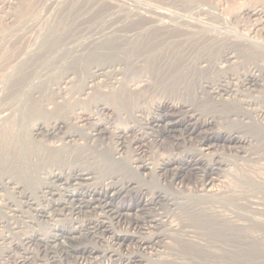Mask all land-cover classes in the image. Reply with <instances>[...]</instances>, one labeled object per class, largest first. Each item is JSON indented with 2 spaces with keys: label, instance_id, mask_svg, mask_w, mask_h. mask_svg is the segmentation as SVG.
I'll return each mask as SVG.
<instances>
[{
  "label": "rangeland",
  "instance_id": "obj_1",
  "mask_svg": "<svg viewBox=\"0 0 264 264\" xmlns=\"http://www.w3.org/2000/svg\"><path fill=\"white\" fill-rule=\"evenodd\" d=\"M261 1L262 0H0V52H2L0 53V111L5 107H8V109H4L6 112L11 110L9 112L12 115L11 123L18 122L21 118V111L18 107V103L15 100L12 101L13 98L7 94L11 85L16 86L21 82L20 79L17 80L14 76L17 68L16 63L21 61L19 60L16 62L15 54L21 46H24V48L33 47L37 43H43L44 36H58L59 33L72 32L82 35L86 38L85 41H88L89 37L98 36L103 30H112V34H115L110 36V40L106 43L110 44L114 49L115 63L106 68L107 74H105L106 77L104 76L102 78V81H96L97 83H94L93 88L86 90L87 94H81L79 91L86 83L84 80L87 79L88 71H90V62L94 63L97 61L101 63L106 60V51H108V46H105L108 45L106 43L103 44L101 50H96V52H101L99 59H97V53L89 52L90 54H87V61L80 60L79 65L75 64L73 65L74 67L60 65L59 62L57 63L47 58L44 65L50 64L48 67H51V73L45 77L46 80L45 78L42 80L43 82H48V84H53L52 86H54V88L64 75H68L69 80L64 93H61L63 98H59V93L56 92V97L54 99H57V103L65 102L58 116H62L68 125L67 127L64 126L61 132L54 137L41 138L43 145L56 146L58 144L57 146H60L65 142L60 137L72 131V133L75 134L73 137L74 144L70 143L69 148L74 147L71 149L72 157L74 159L77 158L68 161L69 163L64 162L63 164L73 166L78 161L81 166H85L87 162L96 159V162H100L101 164L99 167L104 169L106 167L104 166L105 162L103 163L98 155L103 154L105 151L112 153L117 145V139L114 137V134L118 129H124L133 123L130 122L131 119L129 117L130 111L133 108L132 105L137 102V96H132V99L127 98L128 101L124 99L125 101L123 102L118 97L119 91H121V89L125 90L126 86L131 89H136V87L141 88L147 85V88L150 89L146 91L148 102L144 104V109H146L144 113L151 108L147 107L149 103H155L160 99L169 101L180 100L182 94L176 89L177 85L171 87L163 75L161 74L162 77L160 75L161 71L165 70L163 64L164 60L161 57L164 51L169 50L172 52L171 50L176 51V49H181L185 52L187 40L192 38V36L194 37L196 34L197 38L202 34L211 36L217 32L226 33L227 29L228 33L235 31L240 34L241 29L249 26L248 24L250 23V19L241 14L242 9L246 7H255L257 4L264 12V0ZM245 3L247 4L245 5ZM242 5L244 8L241 7ZM84 9L85 11H83ZM78 18L80 19L78 20ZM241 19L243 20L241 21ZM234 20L240 21L238 22V26L240 25L239 27H236V22ZM220 25L222 27H217ZM166 26L168 30L165 28ZM178 26L180 27L178 28ZM172 27L176 28V30ZM181 27L182 29H180ZM187 28L191 30L189 31ZM220 30L224 32H220ZM140 31L142 32L140 33ZM135 32H138L136 33L138 37L135 35ZM127 35L131 37H126ZM144 36H146V38ZM147 36L149 41L147 40ZM12 38L13 40L19 41L14 45L5 44L6 40H12ZM36 39L39 42L36 41ZM128 41H130V43ZM142 42H144L145 45ZM153 42L155 44H152ZM121 45H124L123 48ZM7 55L11 59H9ZM21 57L26 60L28 59L27 55L22 54ZM18 59L19 57L17 60ZM147 66L148 68H146ZM7 69L11 71L9 72ZM84 75L86 76L84 77ZM113 78H115V80ZM147 82L152 84V86ZM153 84L155 86H153ZM166 86L169 87L171 91H169L170 89ZM47 94L50 93L47 92ZM97 100H104L107 104L106 108L99 111L100 113L93 108L94 101ZM47 104L48 106H52L53 103L49 104V102H47ZM5 111H3V113ZM81 112H84L83 117H80ZM39 116L42 117L40 119L44 118L43 115L40 114H32L28 120H24L23 118V122L26 121L24 125H28L30 119ZM81 118L87 119L82 121L80 120ZM258 121H260V119ZM98 123L101 124L100 129H104L100 134L92 135V133H94L93 128ZM257 124V120L251 119H245L243 122L238 120L227 122L220 121L218 124L219 130L237 132L243 137L250 138V142L246 143L242 149H239L237 147L228 146L222 143V141H217L214 143L213 148L203 155L199 153V145L197 142L199 138L197 136L189 138L186 143L177 144L176 142H172L160 147L150 139H146V141H143L141 144L136 142L138 136L133 130L121 133L123 135L124 146L121 148L120 152L125 164L130 163L133 156H137V153L142 155V157L151 164L153 169L163 160L168 158L175 159L176 165H172L166 172L162 173V175L150 173L147 175L146 181H141L140 185L136 186V188L139 189L140 196L135 191H132L130 195L122 199L125 203H130L132 205L139 203V199H142L145 205H143L140 210L134 209L128 212L121 223L115 222L111 216L105 218V220L107 219L110 223L113 222L111 226L120 232H137L142 238H147L154 234L166 235L164 239L165 245L159 252L154 250L142 251L134 241H129L119 248L108 242V238L104 241L96 236H92L91 238V235L85 233L87 230L85 231L83 229L80 230V234L76 235V239L64 238L60 240V242L57 241L58 243L50 242L47 245L39 240H28V237L35 233V231L42 232V234H49L52 232L53 223L55 221H58L57 223L60 224V226L67 227L71 224L75 227L85 224V220L90 218L92 220L100 217L102 212L100 209L96 211L86 209V211L74 215L69 209H63L62 212H59L60 215L55 216L52 220L46 221L44 219L43 222L41 221V223H38L37 221H39L40 218L36 215V211L26 204L24 198L16 197L15 193H9V189L6 191L1 189L0 264H20L22 259L25 260L26 264H78L79 260L77 259L79 255H82L85 259L87 258V261H93L94 264L106 262V259H103V261H101L100 258L92 260L89 255L87 256V253L78 254V252H76L82 247L93 246L99 249H114V254L108 258L111 264H126L127 258L133 255H142V259H151L154 264H264V260L260 259L261 261H258V259H253L256 256H263L264 252L258 249L259 246L256 244V241H254L255 247L253 246V240L249 236L252 235L258 237L261 241L264 240V225H262V222H264V185L262 186L258 183L264 180V128L262 133V126H258ZM19 125L20 122L15 126L16 131L20 129L21 126ZM26 127L27 126H22V129ZM66 131L67 133H65ZM38 138L39 137H37V139ZM74 145H76V148ZM195 159L198 160L194 162ZM218 159H221L225 164L221 165L218 170H213L210 174H207L205 172L207 165L213 164L214 161ZM185 160L189 161L190 164H186L184 162ZM176 168L177 170L179 168V170L178 174L175 175L177 171ZM11 171H0V175H2L1 177H5V174L7 175V173ZM103 174L104 171L101 175L96 174L97 178L95 177V180L91 182V184L83 186L82 189H78V192L84 193L86 190H90L95 183L99 180L101 181ZM122 174L132 179L135 177L128 169H125ZM245 174L247 176H245ZM252 179H254V181H252ZM206 181H210L209 188L206 186L204 187ZM246 181L247 183H245ZM162 191L166 192L172 199L167 200L168 202L162 199V201L152 204L147 203L148 200L152 197H156L158 193ZM85 199L86 198H84V200ZM42 201L43 200L40 201V205L42 204V206H44L46 202ZM13 202L14 204L16 203V208L12 205ZM78 203V201H75L74 205ZM208 210H219L233 221L235 219V221L241 223L243 226L246 224L244 227L241 226L244 230L236 226L233 227L232 225L224 226L222 225L223 222H218L213 219L214 222L206 213ZM257 220L259 221V224L257 223L258 225L255 224V222H258ZM133 221L137 222L136 226L132 225ZM211 221L213 223H211ZM211 226L215 228L214 231ZM252 231L255 232L252 233ZM220 235L222 237H220ZM216 237L219 242L216 240ZM222 238H224V240ZM243 239H245V241ZM193 240H200L201 244L204 243V245H202L203 247L193 244ZM233 241H235V243H233ZM222 242L223 244H221ZM246 245H249L248 249ZM233 253H235V256L238 255L237 258ZM209 254L213 258L210 257ZM244 255L250 259H241V256ZM239 257L241 258L238 259ZM206 259L210 260L206 262ZM211 260L213 261L211 262Z\"/></svg>",
  "mask_w": 264,
  "mask_h": 264
},
{
  "label": "bare ground",
  "instance_id": "obj_2",
  "mask_svg": "<svg viewBox=\"0 0 264 264\" xmlns=\"http://www.w3.org/2000/svg\"><path fill=\"white\" fill-rule=\"evenodd\" d=\"M246 4L247 3H245V5ZM243 5L241 7H243ZM83 11H85V9ZM241 14L247 16V18L250 19L249 20L250 23L248 24L249 26L246 25L247 27L245 28L243 27L241 29L240 34L236 33L235 31L228 33L227 32L228 29L226 33L217 32V33L212 34V31H211V34H212L211 36L202 34L200 35V37L198 36L197 38L196 37L197 34H196L194 37L192 36V38L187 40V47H186L185 52L181 49L180 50L176 49V51L171 50L172 52H170L169 50H165L164 53L161 55L162 59L164 60L163 64H164L165 70L161 71L160 75L161 74L163 75V77L169 82L171 87H174L175 85H177L176 89L178 90V92L182 94V98L180 100H170L169 101L165 99H160L155 103H149L147 107L148 108L151 107V108L149 109V111L144 113V111L146 110L144 109L145 108L144 104L148 102L147 93H146L148 89L147 85L141 88L136 87V89H133V88L131 89L128 86H126L125 90L124 89H121V91L117 90L119 91L118 97L121 101L124 102L125 100H127V98L132 99V96H137L136 98L137 102L134 105H132L133 108L130 111L129 118L131 119L130 122H133L132 125H129L128 127L124 129L122 128L118 129L117 132L114 134V137L117 139L116 140L117 145L115 149H113V152L110 153V152L105 151L103 154L98 155L102 159V162L103 163L105 162L104 166L106 167L104 169L99 167V165L101 164L100 162H96V159L93 161L87 162L85 166H81V164H79L78 161L73 166L63 164L64 162L69 163L68 161L75 160L77 158L76 157L74 159L72 157L71 149L74 147L69 148L70 143L74 144L73 137L75 134L72 133V131L68 133L66 131L65 133L67 134H64L61 137L59 135V137L65 141L60 146H57L58 144L56 146L43 145L41 138L54 137L58 133L61 132L64 126L67 127L68 125L66 120L62 116L60 117L58 116V114L61 111L60 109L62 108L65 102L57 103L56 102L57 99L56 100L54 99L56 97L55 96L56 92L59 93V98H63V96H61L62 95L61 93H64V90L66 89V85L69 83V80H68V75H64V77L60 79L59 83L55 86V88L54 86H52L53 84H48V82H43L42 80L49 73H51L50 71L51 67L50 68L48 67L50 64L44 65L47 58H50L52 59V61H56L57 63L59 62L60 65L62 64L67 67L68 66L71 67L75 64L79 65L80 60H83L86 62L87 54L89 52L97 53L96 56H97V59H99L101 52L100 51L96 52V50L98 49L101 50L103 44L108 42L110 40L109 39L110 36H113L115 33L112 34L113 33L112 30H107V31L103 30L101 31V33H99L100 35L98 36L96 35L95 37L93 36L89 37L88 41L87 40L85 41L86 38H84L82 35H79L78 33H75V32L59 33L58 36L56 35L55 36H49V35L44 36L43 43H37L33 47L30 46L29 48H24V46H21L17 50L15 54L16 62L19 60L21 61L16 63L17 68L15 67L16 73L14 76L17 80L20 79L21 82L19 83L21 85L19 83L16 86L11 85L9 88V92L7 94H9L11 98H13L12 101L15 100L18 103V107L21 111V118L18 120V122H20L19 126L21 127L17 131L15 130V126L18 122L11 123L12 115L9 113L11 110L9 112H6L4 110V109H8V107H5L3 110L0 111V114H1L0 115V171H5V170L11 171L12 170L9 173L6 172L7 175L5 174V177H1L2 175H0V190L2 189L6 191L9 189L10 191L9 193H15L16 197L24 198L26 201V204L32 207L33 210L36 211V215L38 216V218H40L39 221L36 220L38 223L39 222L41 223V221L43 222L44 219L46 221L52 220L55 216L60 215L59 212H62L63 209L64 210L69 209V211L74 215H78L86 211V209L87 210L91 209V211L92 210L96 211L97 209H100V211L102 212V215L100 217L94 218L92 220L90 218L88 220H85V224H81V225L77 224L78 226H75V227L71 224L67 227L60 226V224L57 223L58 221L57 222L55 221L53 223L52 232H50L49 234L47 233L42 234V232L35 231V233H33L32 235H30V237H28V240H35V241L39 240L43 242V244L48 245V243L50 242L58 243L57 241L60 242V240L64 238L76 239V235L80 234L81 233L80 230L83 229L85 231L87 230L85 233L91 235V238L92 236H96L100 240H103V241L107 240L108 238L109 240L108 242H110L112 245H116L119 248H121L123 245H125L129 241L136 242L138 245V248H140L142 251L154 250L156 252H159V250L164 247L165 245L164 239L166 235L154 234V235H150L147 238H142L141 236L138 235L137 232H128V231L120 232L111 226V223L113 222L110 223L107 219L105 220V218H108L107 216L109 217L111 216L115 222L121 223V221L125 218L128 212L133 211L134 209L140 210L142 206L145 205L143 204L142 199H139L140 202L138 201L139 203L134 204V205L130 203H125L122 199L125 198V196L130 195L132 191H135L140 196L139 189H137L136 186L140 185L141 181H146V177L148 174L156 173L158 175H162V173L166 172L172 165H176L175 159L168 158L166 160L161 161V163H159L156 166V168L153 169L151 164L146 159H144L142 155H139L138 153L136 154L137 156H133L130 163L125 164L121 156V152H120L121 148L124 146L123 145L124 143L123 135L121 133H125L127 131L133 130L136 132L138 136L136 142H139L141 144L143 141H146V139H150L151 141L155 142L157 146H160V147L163 146L164 144H170L172 142H176L177 144L186 143V141L189 140V138L193 136H197L199 138L197 140L198 145H199V153L201 155L209 152L213 148L214 143H216L217 141H222V143H225L228 146L237 147L239 149H242L243 146L246 145V143L250 142V138L243 137L239 135L237 132H234V131L226 132L225 130L224 131L219 130L218 124L220 121L227 122L231 120H238V121L243 122L245 121V119L257 120L258 122L257 125L262 126L261 129L263 133V128H264V12L262 8L257 6L256 4L255 7H246L242 9ZM79 19L80 18H78V20ZM242 20L243 19H241V21ZM235 22H236V27H239L240 25L238 26V22L240 21H235ZM179 27L180 26H178V28ZM217 27H222V26L220 25ZM165 28L168 30L167 26ZM174 29L176 30V28ZM180 29H182V27ZM190 30L191 29H189V31ZM149 31H150V28H149ZM222 31L223 30H220V32ZM138 32H135V35H137L136 33ZM141 32L142 31H140V33ZM151 34L153 33L151 32ZM126 37H129V36L127 35ZM144 37L146 38V36ZM147 40H148V36H147ZM18 41L19 40L16 41V40H13L12 38V40H6L5 44L14 45ZM31 41H34V40H31ZM36 41L38 40L36 39ZM128 42L130 43V41ZM154 42L152 44H155ZM105 46H108L107 47L108 51H106L107 56L105 57L106 60L101 63L97 61L94 63L90 62V65H89L90 71H88L87 79L84 80L86 81V83L84 84V86H82V88L79 91L81 94L82 93L87 94L86 90L93 88L94 83H97L96 81L98 80L102 81V78L105 76V74H107L106 68L110 67V65L115 63L114 62L115 52H113L114 49L111 47L110 44L105 45ZM22 54L27 55L28 59L26 60L22 58L23 57V56L21 57ZM18 57L19 59L17 60ZM146 68H148V66ZM9 69L7 70L9 71ZM85 76L86 75H84V77ZM113 79L115 80V78ZM149 85L152 86V84H149ZM153 86L155 85L153 84ZM169 91H171V89ZM47 92H49L50 94H47ZM51 101H54V102H51ZM47 102H49V104L53 103L52 106H48ZM94 102L95 103L93 104V108L95 109V111H98V113H100L99 111L103 110V108H106L107 104L104 100L103 101L97 100ZM3 111L5 112L3 113ZM83 113L84 112H81L80 117H83ZM32 114H35V115L40 114V115H43L44 118L40 119L42 117L39 116V117L30 119L29 120L30 123L28 124L29 125L28 127V125H24L25 124L24 122L26 121L23 122V118L24 120H28L32 116ZM86 119L87 118H81L80 120L83 121ZM259 119L260 121H258ZM100 125L101 124L98 123L93 128L94 133H92V135L100 134L102 132L104 128L100 129ZM22 126L24 127L27 126V127L22 129ZM37 137L39 138L37 139ZM74 146L76 148V145ZM197 160L198 159H195L194 162H196ZM184 162L186 164H190L189 161L185 160ZM223 164H225V162H223L221 159L215 160L213 164L207 165L205 172L207 174H210L213 170H218V168ZM125 169H128V171L134 174L135 177L132 179V178L126 177L125 175L123 176L122 172H124ZM178 170L175 172V175L178 174ZM103 171H104V174L101 177V181L99 180L97 183L94 184V186L90 190H86L84 193L78 192V189H82L83 186L85 185L87 186L91 184V182L95 180L96 174L101 175ZM245 176L247 175L245 174ZM247 181L245 183H247ZM252 181H254V179H252ZM258 183L263 186L264 180H261ZM209 185H210V181H206L204 184V187L206 186L209 188ZM162 192H161L162 194L158 193L156 197H152L150 200H148L147 203L152 204L154 202L162 201V199L166 201L172 199V197H170L166 192L164 191ZM84 198L86 199L84 200ZM1 199L2 198H0V201ZM41 200L46 202L44 206H42V204L40 205ZM75 201H78L79 203L77 205H74ZM12 205H14L15 208L17 206L16 203L14 204V202L12 203ZM0 212H1V208H0ZM206 213L208 214V216H210L212 220L214 219L218 222H223L222 225L224 226L232 225L233 227L236 226L237 228L244 230L243 227L246 225L245 223H243L245 224L243 226L241 223L235 221V219L233 221L227 215L223 214L219 210H216V211L208 210ZM133 223H132L133 226L137 225L136 221L135 222L133 221ZM211 223L213 222L211 221ZM257 223L259 224V221L255 222L256 225H258ZM262 225H264V222H262ZM214 229L215 228H213V231ZM255 231H252V233ZM214 235H213V238H214ZM249 236L253 240V246H254V241H256V244L259 246L258 249L264 252V240L261 241L258 239V237H254L252 235H249ZM220 237L222 236L220 235ZM217 239L218 238L216 237V240ZM222 239L224 240V238ZM195 240H193L194 242L193 244H196L199 247L204 245V243L203 244L200 243V240L199 241L198 240L195 241ZM238 240H235V241H238ZM243 240L245 241V239ZM235 241H233V243H235ZM221 244H223V242ZM248 246L246 247L247 249H248ZM234 248H237V247H234ZM76 252H78V254L87 253V256L89 255L92 258V260L96 258H100L101 261H103V259L107 260L106 262H101L100 264H111V262L108 261L109 260L108 258H110V256L114 254V249L108 248L106 250V249H99L93 246V247H82ZM233 254L235 256V253ZM141 256L142 255H136V256L133 255L131 257H128L125 263L126 264H154V262L151 259L150 260L145 259V258L142 259L143 256L142 257ZM217 256H220V255H217ZM237 256L235 257L237 258ZM210 257L212 256L210 255ZM241 257H239L238 259L247 258V256L245 255ZM262 258H264V254L263 256H256L253 259L255 260L258 259V261L260 259L264 260ZM86 259L85 257L83 258L82 255H79L77 259L79 260L78 264H94L93 261L89 260L90 261L89 262ZM196 259H197V256H196ZM217 259H222V258H217ZM247 259L249 260L250 258H247ZM74 260H75V257H74ZM208 260L206 259V262H208ZM212 261L213 260H211V262ZM20 262H21L20 264H26L25 260L23 259Z\"/></svg>",
  "mask_w": 264,
  "mask_h": 264
}]
</instances>
